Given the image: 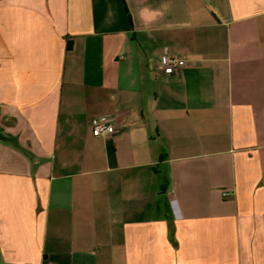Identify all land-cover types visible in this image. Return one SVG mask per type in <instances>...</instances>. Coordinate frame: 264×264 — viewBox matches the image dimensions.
Wrapping results in <instances>:
<instances>
[{
	"label": "crops",
	"instance_id": "0c3cea01",
	"mask_svg": "<svg viewBox=\"0 0 264 264\" xmlns=\"http://www.w3.org/2000/svg\"><path fill=\"white\" fill-rule=\"evenodd\" d=\"M0 264H264V0H0Z\"/></svg>",
	"mask_w": 264,
	"mask_h": 264
},
{
	"label": "built area",
	"instance_id": "2783aa9c",
	"mask_svg": "<svg viewBox=\"0 0 264 264\" xmlns=\"http://www.w3.org/2000/svg\"><path fill=\"white\" fill-rule=\"evenodd\" d=\"M184 65L185 61L177 55L164 54L162 56L161 68L166 75L179 73ZM91 129L92 133L97 136H105L115 132V126L111 124L108 118L94 120Z\"/></svg>",
	"mask_w": 264,
	"mask_h": 264
},
{
	"label": "trees",
	"instance_id": "16d2710c",
	"mask_svg": "<svg viewBox=\"0 0 264 264\" xmlns=\"http://www.w3.org/2000/svg\"><path fill=\"white\" fill-rule=\"evenodd\" d=\"M72 49V41L69 40L68 43H67V50H70Z\"/></svg>",
	"mask_w": 264,
	"mask_h": 264
}]
</instances>
